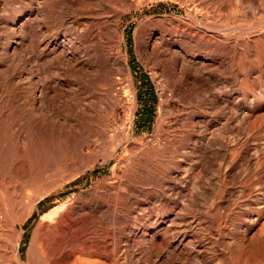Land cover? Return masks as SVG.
<instances>
[{
	"label": "bare ground",
	"instance_id": "6f19581e",
	"mask_svg": "<svg viewBox=\"0 0 264 264\" xmlns=\"http://www.w3.org/2000/svg\"><path fill=\"white\" fill-rule=\"evenodd\" d=\"M0 264H264V0H0Z\"/></svg>",
	"mask_w": 264,
	"mask_h": 264
},
{
	"label": "rangeland",
	"instance_id": "374dc122",
	"mask_svg": "<svg viewBox=\"0 0 264 264\" xmlns=\"http://www.w3.org/2000/svg\"><path fill=\"white\" fill-rule=\"evenodd\" d=\"M132 25V24H131ZM132 26H129L130 30H126V46H123L124 51L128 53V64L133 72L134 78L136 80L137 92H138V102L141 106L139 117L137 119V125L135 131L137 133L144 132L146 125L151 123L153 117L155 116L156 100H157V90L155 81L152 79L150 73L147 69L140 63L133 46L132 39ZM129 34V35H128ZM151 111V112H150ZM148 116V117H147ZM151 118V120L147 118ZM149 120V121H148ZM23 247H21V251Z\"/></svg>",
	"mask_w": 264,
	"mask_h": 264
},
{
	"label": "trees",
	"instance_id": "16d2710c",
	"mask_svg": "<svg viewBox=\"0 0 264 264\" xmlns=\"http://www.w3.org/2000/svg\"><path fill=\"white\" fill-rule=\"evenodd\" d=\"M147 117H148V116H147ZM151 118H152V117L149 116V118H147V119L151 120ZM149 120H148V121H149Z\"/></svg>",
	"mask_w": 264,
	"mask_h": 264
}]
</instances>
